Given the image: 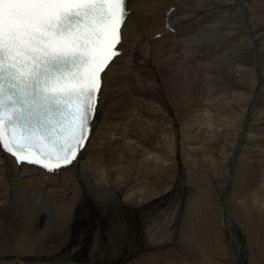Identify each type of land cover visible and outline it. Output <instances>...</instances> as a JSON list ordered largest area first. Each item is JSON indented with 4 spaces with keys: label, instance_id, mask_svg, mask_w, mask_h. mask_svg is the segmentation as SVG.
<instances>
[{
    "label": "bare ground",
    "instance_id": "6f19581e",
    "mask_svg": "<svg viewBox=\"0 0 264 264\" xmlns=\"http://www.w3.org/2000/svg\"><path fill=\"white\" fill-rule=\"evenodd\" d=\"M225 4L249 9L254 29L230 27L236 9ZM261 5L127 0L121 55L103 76L92 134L77 160L47 172L0 150V264H239L228 247L243 233L251 263L264 264V37H255L264 36V10L253 11ZM232 37L238 45L228 43ZM236 47L263 54L261 85L245 76L257 65L233 70ZM150 96L162 102L148 104ZM245 117L259 127L237 138L231 178L218 144L234 141L230 130ZM218 200L224 210H214ZM228 204L244 231L231 225Z\"/></svg>",
    "mask_w": 264,
    "mask_h": 264
},
{
    "label": "snow or ice",
    "instance_id": "6c2138e0",
    "mask_svg": "<svg viewBox=\"0 0 264 264\" xmlns=\"http://www.w3.org/2000/svg\"><path fill=\"white\" fill-rule=\"evenodd\" d=\"M127 0H0V150L55 172L91 134Z\"/></svg>",
    "mask_w": 264,
    "mask_h": 264
},
{
    "label": "rangeland",
    "instance_id": "374dc122",
    "mask_svg": "<svg viewBox=\"0 0 264 264\" xmlns=\"http://www.w3.org/2000/svg\"><path fill=\"white\" fill-rule=\"evenodd\" d=\"M228 3H231V2H233V1H231V2H229V1H227ZM230 5H227V4H225V7L226 8H228ZM229 8H231V7H229ZM242 8V7H241ZM240 7H238V6H236V8L235 7H232L231 9H236V12H234V13H237V14H232L229 18H228V20H230V19H232V17H233V19H232V22L230 23V27H233V28H240L241 27V31L239 30L238 31V33H242V32H244V30L242 29V27L243 26H245V25H247V26H245V27H251L252 25H251V23L249 22V19H250V14H251V11L249 10V9H244V8H242L241 9ZM239 9V10H238ZM221 10V7H220V9H219V11ZM242 10H243V12H242ZM249 10V11H248ZM256 10L257 11H263L264 10V5H261L259 8L258 7H254L253 8V11L254 12H256ZM241 11V12H240ZM239 12V13H238ZM245 15H244V14ZM239 14V15H238ZM219 14H217V16H218ZM244 17H246L245 19H244ZM249 17V18H248ZM240 18V19H239ZM242 18V19H241ZM224 18L222 17L221 18V20L222 21H225V19L223 20ZM236 20H237V22H236ZM239 20H241L240 22H241V24L238 22ZM247 22V23H246ZM221 22L219 21V24H220ZM237 23V24H236ZM262 24H260V26H261V28L263 27V25H264V19H263V21L261 22ZM240 25V26H239ZM251 25V26H250ZM236 26V27H235ZM239 26V27H238ZM252 29H254L253 27H251ZM237 33V32H236ZM233 34H235V33H233ZM233 34H232V36H233ZM255 37H257L258 38V41H260L261 39H263V37L264 36H262V37H260L261 35L259 34V32H256L255 33ZM233 39H235V37H232V38H229L228 39V43H230L231 42V44H233V45H238L237 43H235L234 42V40ZM260 39V40H259ZM233 42V43H232ZM261 45L262 46H264L262 43H261ZM260 47V46H259ZM257 49V50H256ZM229 50V49H228ZM236 50L239 52V54H237V52L235 51V53H236V55H239V56H237L236 57V64L233 66V70H242L243 68H245L246 66H255V65H257V67H256V73H251V74H245V76H247V77H250L251 79H255V81L257 82V84H259V85H261L262 83H263V74H262V71H261V65H260V61L261 60H263L262 58H263V54L261 53V51H259V48L258 47H254V48H252L251 49V51L252 52H250V54H248V53H246V52H244V51H242V49H239L238 47H236ZM194 52H196L195 50H194ZM229 52H231V50H229ZM243 54V55H242ZM253 54V61L251 60H249L248 58H247V55L249 56V57H251V55ZM245 55V56H244ZM240 58V59H239ZM256 59V60H255ZM243 61L244 62H247L246 64L244 63L243 64ZM255 62V63H254ZM257 62V63H256ZM259 64V65H258ZM239 66V67H238ZM259 67V68H258ZM238 68H240V69H238ZM247 69V68H246ZM261 71V72H260ZM149 82L151 81L150 79L148 80ZM260 81V82H259ZM159 86H161V84H159ZM236 86H238V84H232V85H229V88L231 89V92H233L234 90H235V88H236ZM261 86H264V84H262ZM233 88V89H232ZM263 87H261V89H262ZM158 91H156V93L158 94V95H160L161 94V91L163 90L162 89V86L159 88L158 87ZM160 93V94H159ZM231 94V93H230ZM229 93H228V96L230 95ZM256 94V96H257V92L255 93ZM259 95V94H258ZM157 97V96H156ZM257 98H258V96H257ZM153 99V100H152ZM155 98H151V96H150V99H149V101H147L146 100V102L149 104V103H151V102H158V101H160L159 99H158V97H157V99H155ZM247 100V97H245V98H243V99H241V103H244L246 100ZM258 100V99H257ZM160 102H162V101H160ZM146 103V104H147ZM147 104V105H148ZM146 105V106H147ZM252 105V106H251ZM256 106V104H250V107H251V109H250V112H249V117L250 118H252V115H251V112H252V110H253V108ZM209 109H207V110H205L202 114H203V120H204V122L206 121L204 118L206 117L205 115H206V112L208 111ZM153 112V110L152 111H150V109L148 108L147 109V111H146V115H149V116H146L147 118L146 119H148V121L149 120H151V121H153V119H151L152 117H153V114H154V112ZM150 116H152V117H150ZM249 117H245V121H244V123L242 122V120H241V125L239 126V127H236L237 129H235V130H237V131H235V130H230V132L231 133H233V135H232V137L233 136H235V140L234 141H232L230 144L228 143V146L227 145H225V141L224 142H222V140H221V142H220V144H218V148H219V151H224V152H226V153H224L223 155H221V160H223L224 161V163H228V161H229V164L231 165V167H232V175H230L229 174V177H231V178H234V172H236V170H237V168L234 166V160H233V158H231V157H233L234 155V153H235V151H237L238 149H242V147L241 146H239V145H237L238 143H236L237 142V138H238V140L239 139H241L242 137H245L246 138V134H248L249 132H250V130H249V128H258L259 127V125H257L255 122H253ZM251 122V123H250ZM263 123H264V121H263ZM247 126H246V125ZM251 124V125H250ZM256 124V125H255ZM245 126V128H244V126ZM254 125V126H253ZM197 130H199V126H196L195 127V131H197ZM247 131H249V132H247ZM241 135V136H240ZM239 136H240V138H239ZM247 139V138H246ZM233 142H234V144H233ZM233 144V145H232ZM223 145V146H222ZM237 148V149H235V148ZM198 148V147H197ZM197 151L199 152L200 151V149H197ZM229 151V154L227 153ZM233 151V152H232ZM228 155V156H227ZM220 156V155H219ZM225 158H227L226 160H225ZM229 159V160H228ZM238 164V163H237ZM236 164V165H237ZM263 165V164H262ZM195 170L197 171V167H195ZM195 171V172H196ZM211 176H213V174L211 175ZM180 176L176 179V181L178 180V182L177 183H179V181H180ZM216 178H218V179H220L221 178V176H219V177H216ZM217 182L215 183V184H213L212 185V189H215V188H219V189H217V191H218V193L221 191V188L223 187V186H221V184L220 183H218L217 185ZM217 186V187H216ZM211 188V187H210ZM229 190V192L231 191V189L229 188L228 189ZM212 191V190H211ZM215 192H216V189H215ZM219 199V198H218ZM220 200V199H219ZM217 201V202H213V206H214V210L215 211H217L218 209H219V207H221V209L222 210H224V208H225V206L224 205H221L220 206V204H221V202L220 201ZM224 207V208H223ZM230 207V205L228 204V207H227V209H226V213H227V215H228V217L229 218H231V221H232V224H231V222H230V224L231 225H235L236 223V225L241 229L242 228V226H240L241 224H238L239 223V221L238 220H235L233 217H232V215H231V209H228ZM229 212V213H228ZM221 214H223V212L221 213ZM115 215H117V214H115ZM221 219H222V217H221ZM224 219V218H223ZM222 219V221H221V225L224 223V220ZM234 219V220H233ZM237 221V222H236ZM110 223H111V220H110ZM112 224V223H111ZM241 230H243V228L241 229ZM244 231V230H243ZM244 238V239H243ZM232 240H234V241H232ZM232 242H231V246L230 247H228V252H231V251H234V253H235V255H238V256H240V260H239V264H249V261H250V263L252 262V247H251V245H250V242H249V240L246 238V236H245V233H243V234H241V235H233V238H232ZM245 240V241H244ZM238 244V245H237ZM247 244H249V245H247ZM247 245V246H246ZM236 248V249H235ZM35 250V249H34ZM242 255V256H241ZM242 258V259H241ZM251 258V259H250ZM13 259H6L5 261L8 263V262H12L13 264H21V261L19 260L18 261V263H16V262H13L12 261ZM248 261V262H247ZM67 264V261H57V263L56 264ZM252 264V263H251Z\"/></svg>",
    "mask_w": 264,
    "mask_h": 264
}]
</instances>
